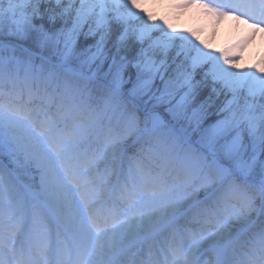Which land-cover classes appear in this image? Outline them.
<instances>
[{"label":"snow or ice","instance_id":"snow-or-ice-1","mask_svg":"<svg viewBox=\"0 0 264 264\" xmlns=\"http://www.w3.org/2000/svg\"><path fill=\"white\" fill-rule=\"evenodd\" d=\"M0 264H264V0H0Z\"/></svg>","mask_w":264,"mask_h":264},{"label":"rangeland","instance_id":"rangeland-1","mask_svg":"<svg viewBox=\"0 0 264 264\" xmlns=\"http://www.w3.org/2000/svg\"><path fill=\"white\" fill-rule=\"evenodd\" d=\"M194 13H195V10H193L192 13H190L189 15H187L183 19H181L178 22L179 26H181V27H195L196 26V21H195ZM255 58H256V53H253L251 58H250V62H254Z\"/></svg>","mask_w":264,"mask_h":264},{"label":"clouds","instance_id":"clouds-1","mask_svg":"<svg viewBox=\"0 0 264 264\" xmlns=\"http://www.w3.org/2000/svg\"><path fill=\"white\" fill-rule=\"evenodd\" d=\"M215 43H216V44H219V43H220V40H219V39H217V40L215 41Z\"/></svg>","mask_w":264,"mask_h":264}]
</instances>
